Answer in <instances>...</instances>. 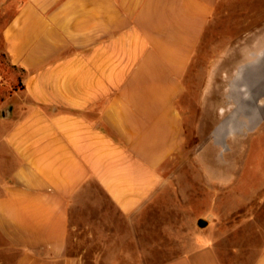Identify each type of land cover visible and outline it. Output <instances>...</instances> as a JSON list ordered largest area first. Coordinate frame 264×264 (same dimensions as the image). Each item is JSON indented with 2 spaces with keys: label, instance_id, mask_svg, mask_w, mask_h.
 <instances>
[{
  "label": "crops",
  "instance_id": "obj_1",
  "mask_svg": "<svg viewBox=\"0 0 264 264\" xmlns=\"http://www.w3.org/2000/svg\"><path fill=\"white\" fill-rule=\"evenodd\" d=\"M221 8L223 0L19 5L0 48L26 70L25 88L0 104V180H8L0 234L20 250L17 264H80L67 252L70 211L91 182L135 231L152 217L160 169L186 142L187 74ZM239 73L232 87L248 103L264 89V51ZM157 264L224 262L214 242L200 239ZM241 264H264V246Z\"/></svg>",
  "mask_w": 264,
  "mask_h": 264
},
{
  "label": "rangeland",
  "instance_id": "obj_2",
  "mask_svg": "<svg viewBox=\"0 0 264 264\" xmlns=\"http://www.w3.org/2000/svg\"><path fill=\"white\" fill-rule=\"evenodd\" d=\"M23 1L0 0V48L2 29ZM263 37L264 0H223L187 74L182 97L186 142L160 169L164 183L152 217H144L135 231L91 182L70 211L67 252L80 264H157L200 239L214 242L224 264L251 262L260 253L264 89L256 88L243 103L232 83L244 63L264 51ZM0 82L9 84L5 73ZM13 99L17 102L19 95ZM7 182L0 180V196ZM19 256L20 250L0 234V264H17Z\"/></svg>",
  "mask_w": 264,
  "mask_h": 264
},
{
  "label": "trees",
  "instance_id": "obj_3",
  "mask_svg": "<svg viewBox=\"0 0 264 264\" xmlns=\"http://www.w3.org/2000/svg\"><path fill=\"white\" fill-rule=\"evenodd\" d=\"M5 73L9 84L0 82V104L14 92L25 88L26 70L11 63L5 52H0V73Z\"/></svg>",
  "mask_w": 264,
  "mask_h": 264
}]
</instances>
